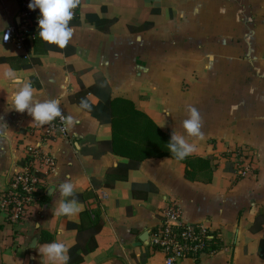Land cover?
Wrapping results in <instances>:
<instances>
[{
  "label": "crops",
  "instance_id": "obj_1",
  "mask_svg": "<svg viewBox=\"0 0 264 264\" xmlns=\"http://www.w3.org/2000/svg\"><path fill=\"white\" fill-rule=\"evenodd\" d=\"M76 20L67 45L72 54L32 46L27 54L2 44L3 30L19 20L17 1L0 0V58L39 61L22 70L0 62V192L39 138L27 112L10 110L11 95L21 86L12 77L31 82L34 102L59 100L61 111L79 121L67 138L44 147L55 162L42 176L40 197L46 201L37 202L18 226L5 225L0 216V264H46L38 248L49 240L69 249L75 231L67 224L78 223L85 208L77 195L124 172L118 165L127 160L102 145L111 139L109 124L69 102L83 88H94L86 97L93 106L107 98L132 102L170 137L182 132L187 109L195 107L204 136L188 140L196 148L190 155L246 148L251 175L236 180L226 169L230 159L218 158L210 184H203L186 180L184 166L173 159L144 160L125 181L99 188L98 201L88 200L103 226L96 250L81 264H162V255L140 236L147 232L149 241L166 205L178 206L185 223H204L220 233L214 255L179 264H264V0H81ZM97 21L106 32L96 28ZM144 23L152 26L131 32ZM65 177L74 181L82 206L69 217L53 213Z\"/></svg>",
  "mask_w": 264,
  "mask_h": 264
},
{
  "label": "trees",
  "instance_id": "obj_2",
  "mask_svg": "<svg viewBox=\"0 0 264 264\" xmlns=\"http://www.w3.org/2000/svg\"><path fill=\"white\" fill-rule=\"evenodd\" d=\"M77 20L70 22V26L75 25ZM96 28L102 32H106V28L102 22H96ZM152 25L144 23L140 26L131 29V32L138 33L147 30ZM35 40L25 41L23 48L27 54H30V47L39 48L41 53L49 50L62 52L65 55L73 53V49L66 47L58 49L55 45H46L37 36V30L34 31ZM1 63H6L12 70L29 69L39 61L34 57H11L0 58ZM94 88L82 89L76 95L69 97V102L79 107L81 100H87V95L92 93ZM89 103V101L87 100ZM90 104V103H89ZM91 110H84L90 113L99 122L109 124L111 128V139L108 142H103L102 145H107L111 154L127 160L125 164L118 165L124 171L122 175H108L101 184L92 182V186L86 193L77 195V199L85 204V208L79 214L78 223H68L67 229L75 231V243L68 249L69 261L68 264H81L84 257L96 250L95 236L101 230L103 221L94 210L90 209L88 200L98 201L96 191L99 188L112 189L116 181H125L127 172L136 170L141 162L147 159H162L170 158L184 166V178L190 182H200L210 184L212 174L217 167V159L224 158L229 160L230 157L240 152V149H235L232 152L222 153L219 156L209 155L205 158L187 156L183 160H176L168 151L167 144L170 141V136L160 130L157 125L143 112L136 109L134 104L128 100L121 98H107L99 105H91ZM80 108V107H79ZM229 162V161H228ZM226 163V169L234 172V168L230 163ZM41 195V194H40ZM38 196V203L42 204L46 200V196ZM132 196L135 198V186H132ZM44 201V202H43ZM50 240L48 241V243ZM214 243L213 250L218 251L220 244ZM259 250L264 253V243L260 242Z\"/></svg>",
  "mask_w": 264,
  "mask_h": 264
},
{
  "label": "built area",
  "instance_id": "obj_3",
  "mask_svg": "<svg viewBox=\"0 0 264 264\" xmlns=\"http://www.w3.org/2000/svg\"><path fill=\"white\" fill-rule=\"evenodd\" d=\"M16 1L19 22L3 30V33L8 32L10 35L7 40H2V44L22 50L25 41L35 38L38 10L28 9L29 0ZM80 7L81 0L73 10L70 22L78 18ZM62 114L66 116L63 112ZM32 129L39 132L38 145L26 152L20 171L10 177L7 187L0 192V216L8 226H18L28 216L42 193V176L54 169V159L44 147L53 140L65 139L69 135L68 128L59 117L43 126L34 123ZM240 150L229 160L236 180L251 175V155L246 148ZM214 243L220 244L219 231L204 223H185L178 206L166 205L160 210L159 222L150 233L148 245L162 255V264H179L186 260L200 262L211 257L217 252L212 248Z\"/></svg>",
  "mask_w": 264,
  "mask_h": 264
},
{
  "label": "clouds",
  "instance_id": "obj_4",
  "mask_svg": "<svg viewBox=\"0 0 264 264\" xmlns=\"http://www.w3.org/2000/svg\"><path fill=\"white\" fill-rule=\"evenodd\" d=\"M78 2L79 0H29L28 9L38 10L37 36L42 42L46 45H55L58 49L67 47L73 36L70 21L73 19V10L78 6ZM2 34L4 37L2 40L9 38L10 33ZM11 83L21 86L11 95L10 110L17 113L27 112L32 118V123L43 126L57 117L63 121L66 128L79 123L72 116L62 114L59 100L34 102V89L30 81L24 83L19 78L12 77ZM79 107L91 110L87 100H81ZM187 112L188 116L182 122V132L174 131L167 144L168 151L176 160H183L196 150L195 144L188 142L190 138L202 139L204 136L200 112L195 107H189ZM74 189L75 183L71 177H65V180L59 184V195L53 208L56 216L69 217L79 213L82 206L74 197ZM50 192L57 193V189L50 188ZM38 250L46 264H68V247L62 241L43 244Z\"/></svg>",
  "mask_w": 264,
  "mask_h": 264
},
{
  "label": "water",
  "instance_id": "obj_5",
  "mask_svg": "<svg viewBox=\"0 0 264 264\" xmlns=\"http://www.w3.org/2000/svg\"><path fill=\"white\" fill-rule=\"evenodd\" d=\"M140 239L144 242V243H147L148 244V234H147V232H143L142 234H141V236H140ZM36 243V241L34 240L33 241V244H35Z\"/></svg>",
  "mask_w": 264,
  "mask_h": 264
}]
</instances>
